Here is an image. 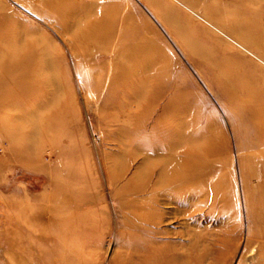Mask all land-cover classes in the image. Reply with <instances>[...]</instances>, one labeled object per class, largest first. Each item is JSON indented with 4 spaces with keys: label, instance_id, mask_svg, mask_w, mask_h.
Here are the masks:
<instances>
[{
    "label": "rangeland",
    "instance_id": "obj_1",
    "mask_svg": "<svg viewBox=\"0 0 264 264\" xmlns=\"http://www.w3.org/2000/svg\"><path fill=\"white\" fill-rule=\"evenodd\" d=\"M56 1L70 7L62 19L50 14ZM104 10L110 36L95 28ZM23 44L47 54L55 88L44 72L22 97L26 82L6 76ZM0 102V264L255 257L264 0H0ZM173 159L168 180L190 179L160 190L159 164Z\"/></svg>",
    "mask_w": 264,
    "mask_h": 264
},
{
    "label": "bare ground",
    "instance_id": "obj_2",
    "mask_svg": "<svg viewBox=\"0 0 264 264\" xmlns=\"http://www.w3.org/2000/svg\"><path fill=\"white\" fill-rule=\"evenodd\" d=\"M67 1H69V0H67ZM55 3L57 4L56 5V9L50 10V14L53 15V17L54 16H58L59 18L62 19L63 17H65V14L63 13V11L64 10H68V8H70V7H69L68 4L66 5L67 2L62 4L61 2L56 1ZM108 8L109 7L106 6L105 10L109 11ZM105 10H104V13H103V11L99 13L98 24L95 25V28H96L97 32L99 33V36L101 34L102 35L105 34L107 36H110V35L115 33V29H114L115 28V17L105 14ZM91 13L92 12H90V14ZM94 14H95V12L92 13V15H94ZM56 19L57 18H55V20ZM87 25H88V23H87ZM65 27H66V25H65ZM89 28H91V24H90ZM7 31H8V33L11 32L9 30H7ZM81 35H83V34H81ZM116 35H117L116 36L117 40L125 38L126 39V44L133 43V38L134 37L131 36V35H127V34L121 33V32L120 33L118 32ZM79 39L82 42L85 43V34ZM74 40H75V42L78 41L77 39H74ZM19 44H20V42H19ZM138 50L141 51V48L137 47V51ZM32 52L33 51L29 50L28 53H26V45L23 44L21 46V49H20L19 53L18 52L10 53L8 55V57L5 58V59H7V60H5L6 61V64H5V70L6 71L5 72L7 73L6 76L8 78H10V76H11L10 74L12 73V74L15 75L13 77H15L16 80L19 79L20 81L26 82V83H23L24 87L21 89L22 97H27V96H29L31 94V92L33 90H32V87L30 85L32 84V82L36 81V79L38 80L39 78L42 77L41 73L49 72L48 77L46 76L47 78L45 80H40L39 79L41 84H43L45 87L46 86H50V85H54V83H53L54 79L51 77L52 74H50V72L52 71L53 68L51 67V65L49 63L50 59H48V57H46L47 54H45V52H43V54L40 52V56L43 55L44 58L42 57L41 59H35V52H33V53ZM44 55H46V56H44ZM142 61H143L142 64H147V62H148V61H144V60H142ZM20 65H24L23 69H22V67ZM143 69H144V67H143ZM28 82H31V83L28 84ZM54 88H55V85H54ZM130 89H131V87H130ZM133 91H135V90H133ZM158 95L159 94L155 93V94H153L152 96H150L148 98V100L146 101L147 103H146V107L144 108V110L147 108V106L150 108L156 102V100H157L156 97ZM53 97H55V96H53ZM53 100L54 99H52V101ZM49 102H51V101H49ZM51 103H53V102H51ZM48 105H50V104L48 103ZM2 106H5V105L0 102V107H2ZM166 109L167 108L163 109V111H164V112H162L163 116H164V113H165ZM146 122L147 121L144 118L139 120L138 121V127L142 128L145 125ZM159 165H161L162 169L159 171L158 182H157V184L156 183L155 184L160 190L162 189L164 191H168V190L173 189V188L174 189L180 188L183 185H185L187 183V181L190 179L189 177H185V176H187L186 173H185L186 175L183 173L184 175L180 176V178H176L177 177L176 176V177H172V178H170V180H168V175L166 174L164 168H166V167H170L171 168V167H175L176 165H178V162L174 161V159L171 160L170 162H161ZM188 175L191 177V175L189 173H188ZM260 224H261V227L264 228V225H263L264 223L261 222ZM262 236H264V235H262ZM249 243H251V242H249ZM247 262H248V264H264V237L259 243V248L256 250L255 257H251L250 260H247Z\"/></svg>",
    "mask_w": 264,
    "mask_h": 264
}]
</instances>
